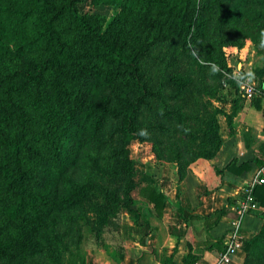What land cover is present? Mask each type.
Wrapping results in <instances>:
<instances>
[{
	"label": "trees",
	"instance_id": "obj_1",
	"mask_svg": "<svg viewBox=\"0 0 264 264\" xmlns=\"http://www.w3.org/2000/svg\"><path fill=\"white\" fill-rule=\"evenodd\" d=\"M79 1L28 0L24 10L17 2L15 12L27 35L13 48L0 20V257L11 264H24L30 255L50 251L60 242L59 227L93 199L98 202L90 225L95 241L109 230L121 242H140L150 232L149 223L119 221L121 209L130 210L133 202L130 191L137 189L157 216L168 197L156 183L134 182L129 144L157 134H181V143L194 141L184 124L186 115L165 102L168 98L197 108L182 52L211 31L220 32L226 43H235L233 32L239 27L256 29L249 33L253 40L264 36V0H251L256 6L247 7L248 0H202L193 8L186 0H102L117 9L106 24L98 14L79 13ZM153 20V33L150 29L144 35ZM168 40L175 41L179 52L168 57L161 73L149 78L142 66L144 54L153 42ZM258 89L262 94L264 80L258 81ZM167 90L166 98L162 93ZM261 101L257 93L252 105L262 109ZM144 110L152 113L148 127L140 122ZM208 123L218 138L215 117ZM149 133L152 137H146ZM109 151L114 169L108 168ZM176 156L183 159L184 154L177 150ZM199 156L188 153L183 166ZM253 162L262 166L264 159L254 157ZM249 168V160L234 157L222 170L241 174ZM249 194L264 207V181L254 183ZM234 202L229 198L227 206L213 211V220L204 218L207 232ZM236 212L230 216L236 217ZM241 241L242 264H264V220L253 237ZM225 246L218 238L208 248L222 253ZM198 259L190 249L181 264ZM167 260L174 264L171 256Z\"/></svg>",
	"mask_w": 264,
	"mask_h": 264
},
{
	"label": "rangeland",
	"instance_id": "obj_2",
	"mask_svg": "<svg viewBox=\"0 0 264 264\" xmlns=\"http://www.w3.org/2000/svg\"><path fill=\"white\" fill-rule=\"evenodd\" d=\"M17 2L22 5V10L29 4L28 0H0V20L4 24V38L11 48L20 44L23 37L27 35L23 33L26 25L23 24L22 17L15 12ZM187 2L191 8L199 7L203 3L202 0H186V4ZM254 3L248 0L245 7L249 4L253 6ZM77 7L81 14H98L105 24L112 19L117 11L102 0L97 3H94V0H80ZM250 24L252 25V22ZM153 27H155V20L149 22L144 35L150 29L153 33ZM239 28L240 30L233 32L235 43L223 42L219 37L220 32L211 31L205 34V39L201 43H199L201 40L192 41L188 49L182 52L181 58L185 64L184 72L191 77L194 83L193 96L197 108L193 110L186 107L183 101L168 99L167 96L170 93L168 90L162 94L167 98L165 102L168 108L178 107L186 115L184 124L192 130L194 141L187 140L181 143L184 141L181 134L171 135L169 138L157 134L159 136L155 138L132 141L129 144V149L135 183L159 182L158 179H160L164 167H170L173 170V178L177 181L178 176L186 173L187 168L183 164L189 161L188 153L190 157L201 155L194 160L209 159L218 155L224 144L223 135H234L239 115L247 116V109L255 108L252 105V100L257 93L262 96L261 105L263 107L259 110L264 113V91L261 94L258 89V81L264 80V36L253 40L249 33H254L256 29ZM151 33L149 32L147 37L149 43L152 42H150ZM174 51L179 52L174 40L153 42L142 59V66L147 76L151 78L155 77L157 73H161L168 57ZM255 72H258L259 75H256ZM244 79H248L255 87L256 93L251 99H247L239 88V83ZM256 113L259 114L260 111ZM262 116L264 118V114ZM214 117L218 138L214 135L215 130L208 125V118ZM151 119L152 113L144 110L140 118L142 127H148ZM227 121H229V126L226 125ZM175 125V128L180 127L179 124ZM146 137H152V134H146ZM261 147L264 148V142ZM177 150L184 154L183 159L177 158L178 156L174 157ZM112 152L109 151L106 154L109 169L116 167V163L112 159ZM258 153L254 157H262L263 154ZM178 189L176 193L180 198ZM130 194L133 197V202L130 210L121 209L120 223L123 224L131 220L134 222L149 220L152 211L147 202L138 196L137 189H132ZM236 199H238L237 202ZM234 200L235 202L227 209L229 215H233L234 211L240 209L242 198H234ZM96 205H98L97 199H93L90 204L76 209L69 215V221L67 218L66 222L59 227L60 242L53 243L50 251L30 255L24 264H124L125 245L123 241L118 240L117 234L105 230L99 240H94L90 225L93 208ZM236 215L238 214L236 213ZM262 215L264 214L261 213L260 218L263 223ZM232 232L233 229L230 226L224 228L225 234L229 235ZM0 264H11V261L0 257Z\"/></svg>",
	"mask_w": 264,
	"mask_h": 264
},
{
	"label": "crops",
	"instance_id": "obj_3",
	"mask_svg": "<svg viewBox=\"0 0 264 264\" xmlns=\"http://www.w3.org/2000/svg\"><path fill=\"white\" fill-rule=\"evenodd\" d=\"M261 111L250 107L247 116L240 114L234 135H223L224 144L218 155L190 162L181 180L176 181L173 170L164 167L159 182H147L161 186L168 201L161 216H157L152 205L147 203L152 211L147 220L150 232L140 242L123 240L124 264H170L167 260L170 256L174 264H181L190 249L199 256L197 264H219L220 250L217 247L208 248V245L218 238H222L223 243L227 241L230 234H225L224 228L230 226L241 240H248L259 231L262 224L260 215L264 209L260 205L246 211L239 221L236 220L239 215L220 216L210 232L206 230L204 218L210 216L213 220V211L227 206L229 198L234 200L242 197L244 189L252 183L259 167L253 158L260 152L264 159V148L261 147L264 142V113ZM234 157L240 161L249 160L250 168L241 174L222 170ZM216 169L222 171L217 173ZM177 188L180 198L177 197ZM193 214L198 217H190ZM134 223L131 220L123 224ZM244 257L245 252L241 248L231 256L228 264H242Z\"/></svg>",
	"mask_w": 264,
	"mask_h": 264
},
{
	"label": "built area",
	"instance_id": "obj_4",
	"mask_svg": "<svg viewBox=\"0 0 264 264\" xmlns=\"http://www.w3.org/2000/svg\"><path fill=\"white\" fill-rule=\"evenodd\" d=\"M239 88L247 99H251L255 94V87L253 83L248 81V79L242 80L239 83ZM263 181H264V164L258 167L254 181L247 187L248 190L245 191L246 195L240 203V209L238 210L239 217L236 219L237 221H239L240 217L243 216V214L247 210H253L259 206V204L255 202L254 199L250 196L249 190L254 183H262ZM262 213L264 214V209L262 210ZM225 245H226L225 250L220 254L219 257V264H228L231 259V256L237 250L242 248V241L236 235V232L233 231L232 233H230L227 241L225 242ZM195 264H197V262Z\"/></svg>",
	"mask_w": 264,
	"mask_h": 264
}]
</instances>
